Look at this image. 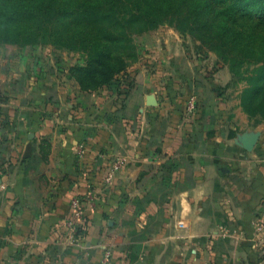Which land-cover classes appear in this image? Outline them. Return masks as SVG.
<instances>
[{
  "label": "crops",
  "instance_id": "obj_1",
  "mask_svg": "<svg viewBox=\"0 0 264 264\" xmlns=\"http://www.w3.org/2000/svg\"><path fill=\"white\" fill-rule=\"evenodd\" d=\"M160 35L141 40L122 101L39 80L29 57L0 58V264H264V123L222 109L200 66ZM190 85L194 114L180 94ZM256 132L245 150L239 137ZM91 190L72 243L71 201Z\"/></svg>",
  "mask_w": 264,
  "mask_h": 264
},
{
  "label": "rangeland",
  "instance_id": "obj_2",
  "mask_svg": "<svg viewBox=\"0 0 264 264\" xmlns=\"http://www.w3.org/2000/svg\"><path fill=\"white\" fill-rule=\"evenodd\" d=\"M252 14L255 23L264 20L262 13ZM236 24H233L234 29L226 27L222 30L194 23L163 24L130 42H109L104 35L83 31L64 38V44L34 46L23 41L19 44L0 41V58L29 57L27 61L33 66L31 71H35L39 80L45 75V80L62 86L67 82L78 84V80L82 89L79 84L78 87L90 99H107L116 93L118 101H122L132 88L137 65L143 57L145 49L141 40L160 31L161 39L168 40L173 48L172 53L191 63H188V69L198 64L204 71L203 76L222 109L226 104H237L233 111L239 107L247 120L259 125L264 123V109L259 108L264 99V92L260 91L264 89V25L245 21ZM189 27L196 30L191 32ZM96 53L108 56L109 66L118 72L109 84H103L102 75L86 70L89 56ZM180 94L186 102L187 112L193 99H196L197 109L201 105L195 86H188L187 91Z\"/></svg>",
  "mask_w": 264,
  "mask_h": 264
},
{
  "label": "trees",
  "instance_id": "obj_3",
  "mask_svg": "<svg viewBox=\"0 0 264 264\" xmlns=\"http://www.w3.org/2000/svg\"><path fill=\"white\" fill-rule=\"evenodd\" d=\"M252 13L264 18V0H0V41L64 44V38L83 31L116 43L130 42L163 24L194 23L218 30L234 29L241 21L263 26L264 20L255 23ZM86 70L102 75L103 84L118 73L103 53L90 55Z\"/></svg>",
  "mask_w": 264,
  "mask_h": 264
},
{
  "label": "built area",
  "instance_id": "obj_4",
  "mask_svg": "<svg viewBox=\"0 0 264 264\" xmlns=\"http://www.w3.org/2000/svg\"><path fill=\"white\" fill-rule=\"evenodd\" d=\"M196 99H193L192 102L188 105V113L196 112ZM85 149L84 147H80L78 149L77 154L80 158L84 156ZM124 162L122 159H118L114 162L112 166L111 175L108 177L107 182H110L114 175L120 172L123 168ZM96 200V194L91 190L85 197H75L71 201V220L69 221V240L73 243L75 242L77 237H82L86 231V205L88 203H92ZM184 228V225H181ZM255 233L257 238L260 239V243L264 246V209L261 215L256 220L255 225ZM109 261L111 259V255L108 254L106 257Z\"/></svg>",
  "mask_w": 264,
  "mask_h": 264
},
{
  "label": "water",
  "instance_id": "obj_5",
  "mask_svg": "<svg viewBox=\"0 0 264 264\" xmlns=\"http://www.w3.org/2000/svg\"><path fill=\"white\" fill-rule=\"evenodd\" d=\"M149 105L155 106L157 105L156 98L154 96H150L149 98ZM261 137L260 132L256 133H245L239 137L242 147L247 151H253L254 148L257 146L258 141Z\"/></svg>",
  "mask_w": 264,
  "mask_h": 264
}]
</instances>
